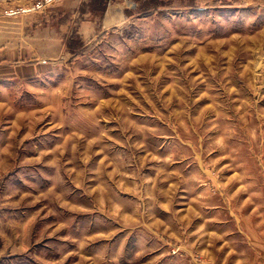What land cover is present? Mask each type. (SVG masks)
<instances>
[{"label": "rangeland", "instance_id": "obj_1", "mask_svg": "<svg viewBox=\"0 0 264 264\" xmlns=\"http://www.w3.org/2000/svg\"><path fill=\"white\" fill-rule=\"evenodd\" d=\"M175 2L1 11L0 264H264V0Z\"/></svg>", "mask_w": 264, "mask_h": 264}, {"label": "crops", "instance_id": "obj_2", "mask_svg": "<svg viewBox=\"0 0 264 264\" xmlns=\"http://www.w3.org/2000/svg\"><path fill=\"white\" fill-rule=\"evenodd\" d=\"M29 2L30 0H0V14L8 6L26 5ZM175 3H179V1L176 0ZM126 8L122 4L111 5L106 9L101 20L89 18L79 22L77 31L80 38L84 41L92 42L110 27L122 26L131 18L124 15L123 12ZM10 33V31L4 33L3 40L0 42V63L8 66L12 63L21 65L19 61L25 60L22 57L27 55L26 35L21 29L17 33H12V35ZM31 53L35 52L31 51ZM35 65H31L30 69L37 67L38 64Z\"/></svg>", "mask_w": 264, "mask_h": 264}, {"label": "built area", "instance_id": "obj_3", "mask_svg": "<svg viewBox=\"0 0 264 264\" xmlns=\"http://www.w3.org/2000/svg\"><path fill=\"white\" fill-rule=\"evenodd\" d=\"M62 1L63 0H35L29 5L5 8L3 10V15L6 17H15L19 15L39 13L46 11L50 7L59 4Z\"/></svg>", "mask_w": 264, "mask_h": 264}, {"label": "trees", "instance_id": "obj_4", "mask_svg": "<svg viewBox=\"0 0 264 264\" xmlns=\"http://www.w3.org/2000/svg\"><path fill=\"white\" fill-rule=\"evenodd\" d=\"M105 1H106V0H105ZM178 1H180L181 4H182V3H183V4L185 3V5H186V2H188V0H178ZM185 1H186V2H185ZM143 2H144V0H143ZM172 2H173V1L168 2V3H165V2H164V3H161V4L157 5L156 7H157V8H159V7H166V6H168L169 4H173ZM95 4L97 5L96 8H99V9H100V6L98 7V5H101V3H95ZM194 4H195V3H194ZM96 5H95V6H96ZM146 6H147V4H143V3H142V8H143V7H146ZM101 10H102V14H103V13H104V9L101 8Z\"/></svg>", "mask_w": 264, "mask_h": 264}]
</instances>
